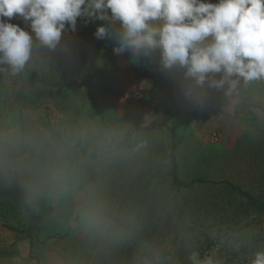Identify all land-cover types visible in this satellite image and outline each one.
I'll list each match as a JSON object with an SVG mask.
<instances>
[{
    "label": "clouds",
    "instance_id": "9594fccd",
    "mask_svg": "<svg viewBox=\"0 0 264 264\" xmlns=\"http://www.w3.org/2000/svg\"><path fill=\"white\" fill-rule=\"evenodd\" d=\"M19 18L25 25L11 23ZM78 20L102 22L97 40H112L115 55L148 60L177 83L189 105L203 109L215 94L239 97L244 87L264 82V0H0V77L46 67L65 56L64 39ZM28 29V30H26ZM0 89V95L3 94ZM148 148L143 133L119 121L81 119L45 125L25 111L0 117V185L18 189L33 213L65 206L72 225L107 256L137 243L140 210L118 203L105 175L130 166ZM189 264H222L192 250ZM131 264H175L170 252L140 241ZM247 264H264L254 251Z\"/></svg>",
    "mask_w": 264,
    "mask_h": 264
},
{
    "label": "rangeland",
    "instance_id": "374dc122",
    "mask_svg": "<svg viewBox=\"0 0 264 264\" xmlns=\"http://www.w3.org/2000/svg\"><path fill=\"white\" fill-rule=\"evenodd\" d=\"M10 22L25 27L19 18ZM101 23L85 25L83 20H78L76 33L69 32L64 37L71 51L67 56L61 54L67 79L77 83L81 81L80 57L86 60L92 75L90 98L84 86L46 85L33 81L25 73L11 82L0 77V89L4 90L0 95V117L27 111L45 125L72 124L81 119L109 120L141 132L138 120L146 115L149 121L152 119L146 111L150 101L160 116L166 112L168 120L172 118L171 123L181 121L186 125L182 130L188 133L190 123L184 121L191 120L196 110L183 99L177 83L161 71L153 98L152 91L142 97L134 89L128 93L132 81L124 70L135 69L136 62L127 53L115 55L114 41L94 37ZM41 56L48 54L42 52ZM138 63L150 65L148 60ZM30 70L47 83L62 81L52 62ZM257 87L264 91V82H254L241 91L247 90L252 96ZM216 96L222 94L213 98ZM259 100L264 102V97L260 96ZM170 104L172 108L168 109ZM150 125L151 129L144 134L160 127L157 120ZM174 153L181 183L194 179L229 181L264 201V115L251 118L232 146L223 148L205 141H186L180 146L175 144ZM166 161H169L167 168L143 169V164L138 166L136 160L104 177L116 202L134 204L141 212L142 221L155 218L159 222L156 230L143 229L137 243L146 241V234L158 236L161 239L155 244L162 249L172 248L174 261L177 253L187 258L190 251L202 249L204 256L213 255L222 264H247L252 252L264 251V216L246 211L245 200L228 188L194 185L190 189H177L170 159L163 158L161 163ZM207 241L213 243L209 249ZM137 243L117 251L128 256V264ZM0 252L7 254L0 258V264H117L112 261L117 252L105 256L88 245L73 227L72 212L65 206L42 208L39 213H33L3 198H0Z\"/></svg>",
    "mask_w": 264,
    "mask_h": 264
},
{
    "label": "crops",
    "instance_id": "0c3cea01",
    "mask_svg": "<svg viewBox=\"0 0 264 264\" xmlns=\"http://www.w3.org/2000/svg\"><path fill=\"white\" fill-rule=\"evenodd\" d=\"M134 68L133 70H124L127 73V78L132 81V84H129L131 89L128 90V93H132L134 89L142 97L143 94L148 95L152 91L153 98L154 88L157 85L156 80L161 78V71L153 62H150V65L136 62ZM259 88H255L252 96L247 90H245V93L241 91L239 97L230 101L225 100L223 96H216L212 98L207 107L203 109L195 108V116L191 120L184 121L190 123L188 125L190 129L186 130L188 133L182 130V126L186 127L185 124L183 125L181 121L171 123L172 118L168 120L169 116L167 117L166 112H163L160 116L158 108L149 101L146 104V111L149 112V117L152 119L149 121L146 115L138 120L143 137L147 141L149 139L148 148L144 155L138 159V166L142 163L143 169H160V166L167 168L169 161L162 164V159H170L171 164V154H175V144L180 146V143L186 141L193 143L205 141V143H212L223 148L232 146L240 139L246 124L251 118L264 115V102L259 100L260 96L264 97V91ZM171 108L170 104L168 109ZM155 120L159 122L160 127H156L158 129H154L151 133L144 134L151 129L150 124ZM167 121H169V124H166Z\"/></svg>",
    "mask_w": 264,
    "mask_h": 264
},
{
    "label": "trees",
    "instance_id": "16d2710c",
    "mask_svg": "<svg viewBox=\"0 0 264 264\" xmlns=\"http://www.w3.org/2000/svg\"><path fill=\"white\" fill-rule=\"evenodd\" d=\"M211 2L216 3L217 0H211ZM48 56H51L52 64L54 65L55 69L59 72L61 75V82L60 83H47L44 81L41 77H39L36 73L32 72L30 69L26 70L25 74L31 78L33 81L43 83L46 85H53V86H58V87H71V86H84L86 93L88 97L90 98L91 96V82H92V75L90 72V68L84 59L83 56L80 57L79 61V70L81 73V81L80 83H77L75 81H71L67 79V73L65 71V67L61 58V53H52L49 54L47 53ZM171 164H172V178H173V184L177 187V189L180 188H185V189H190L194 185H209V186H219V187H224L228 188L230 190H234L238 196L243 198L245 200V209L247 210H252L256 213L261 214L264 216V201L250 195L248 192L242 190L240 187L232 184L229 181H214V180H209V179H194L191 180L187 183H181L178 178H177V168L175 165V157L173 154H171ZM0 198H3L5 200H9L14 204H18L20 206H23L25 209H27L21 199V195L18 191L17 188L15 187H7L4 185H0ZM153 210H154V205H153ZM159 228V222H155V218L149 221L143 220V229H158ZM156 233V232H155ZM146 241L152 242V243H157L160 241L161 238L158 236H150L146 234L145 236ZM153 239V240H152ZM208 242V248L209 246L212 247V241H207ZM169 244V243H168ZM172 254L173 249L169 247V249H164ZM200 253L201 256H204V250L202 249H197ZM177 257L175 258V264H189L187 258L182 254V253H177ZM7 254L5 252H0V258L6 257ZM112 261L117 264H128L130 259L128 258L127 255H125L122 252H117L114 256H112Z\"/></svg>",
    "mask_w": 264,
    "mask_h": 264
}]
</instances>
